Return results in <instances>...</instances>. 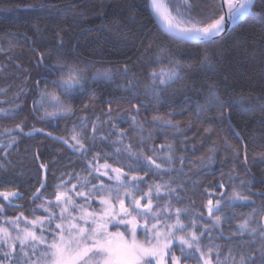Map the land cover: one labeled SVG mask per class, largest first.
<instances>
[{
  "label": "snow or ice",
  "instance_id": "6c2138e0",
  "mask_svg": "<svg viewBox=\"0 0 264 264\" xmlns=\"http://www.w3.org/2000/svg\"><path fill=\"white\" fill-rule=\"evenodd\" d=\"M20 7L4 11H19ZM23 7L42 9L44 5L28 4ZM257 7L259 11H255ZM146 8L149 20L169 39L205 45L199 64L202 70L208 72L216 71L208 46L217 43L222 34L246 17L264 16V0H146ZM206 20L210 22L205 23ZM7 35L16 37L19 33L9 32ZM24 38L27 39V36ZM17 42L9 40V45ZM60 44L62 47L63 41ZM152 47L150 42L145 51H151ZM5 51L0 46V53ZM65 57L66 54H62L55 64L48 65L47 73L34 85L38 96L33 98L31 112L38 121L71 119L76 109L66 103V99L88 91V62L82 64L79 60L69 61ZM44 58L41 54V65ZM129 63L126 61L122 68L128 77L123 88L136 97L138 103L139 96L143 95L148 101L160 104L164 91L182 79L181 72L185 68L182 62L173 58L166 46H157L155 56L149 57L148 63L159 67L148 71V82L141 93L137 90L139 81ZM2 68L0 66V70ZM48 75L55 78L49 81ZM113 77L111 69H97L91 74L93 82H111ZM206 87L207 97L204 104H197L195 115L199 118L200 113L219 107L223 118L225 102L217 85L210 83ZM7 91V87L0 88V95ZM22 95H27L24 88L15 93L13 100H19ZM244 99L241 97L239 102ZM94 100L95 95L92 94L90 102ZM6 103L8 101L0 100V104ZM111 103L109 100L108 104ZM88 107V103L84 104L83 111H87ZM141 107L144 105H134L132 110H124L127 116L115 118L120 123L130 121L129 131L136 133L131 137L126 130H116L118 124L112 122L111 107L104 113L108 119L103 121L99 115L95 119L79 116L70 129L66 125V136L36 127L25 132L24 121L12 127L0 126V171H5L12 163L10 154L18 151L21 137L37 134L61 144L76 158L63 165L73 170L56 177L52 193L44 192L49 187L47 172L50 164L39 165L44 175L39 187L28 198L29 204L35 205L29 209L31 218L24 212L13 217L6 216L8 208L24 207L14 203L23 199V193L15 189L0 190V197L6 202L0 203V264H186L193 259L196 264H264V191L252 192L250 180H240L238 185L235 184L238 177L233 174V169V173L221 174L218 185L213 182L200 194L201 197H209L201 205L207 215L197 209L195 201L184 207L174 206L173 202L176 205L184 203L189 191L195 195L194 189L202 183L193 181L191 189L185 187L189 180L184 172V162L199 164L201 170L210 168L215 162L218 146L213 142L209 147L210 155L189 160L186 155L178 156L175 145L167 140L159 146L155 145L156 128L174 129L173 135H181V125L160 115H154L150 121L138 119ZM22 110L23 103L0 107V120H15ZM146 123L154 127L145 134ZM109 124L111 128L105 134L104 129ZM204 131L205 135H210L212 129ZM164 134L167 136V133ZM111 136L115 139L110 140ZM187 139L185 137L181 144L187 145ZM98 142L112 150L104 151L98 147ZM225 147L232 152L233 158H239V146L233 147L225 141ZM93 149L98 150L93 152ZM181 150L194 152L196 146ZM246 153L245 148V163ZM39 155L38 152L37 159ZM110 160L118 166L109 163ZM51 163H57V159L54 157ZM77 163L82 165L79 171L74 167ZM57 170L53 169V175ZM189 172L193 169L190 168ZM225 175L230 181L227 186L232 191L230 194L222 191L216 196L210 189H225ZM150 176L160 179L150 181ZM165 176L168 178L164 179ZM178 176L185 179H177ZM252 197L261 198L258 206ZM237 203L253 207L246 214L233 213L229 216L227 212L222 213V209L231 210ZM37 212L42 214L36 215ZM232 220L238 221L235 231L225 236L223 225ZM219 240H239L240 243L220 244Z\"/></svg>",
  "mask_w": 264,
  "mask_h": 264
},
{
  "label": "trees",
  "instance_id": "16d2710c",
  "mask_svg": "<svg viewBox=\"0 0 264 264\" xmlns=\"http://www.w3.org/2000/svg\"><path fill=\"white\" fill-rule=\"evenodd\" d=\"M28 4H43L44 8L23 7ZM17 6H21L19 11H4ZM259 10V7L255 9V11ZM208 22L210 21H205ZM9 32L19 35L10 37L7 35ZM25 35L27 39L24 38ZM9 40L18 42L10 46ZM61 41H63L62 47ZM150 42L153 47L151 51L146 52L145 49ZM159 45L166 46L173 54V58L185 65L181 72L182 79L164 91L160 104L148 101L143 95L139 96L138 103V99L123 88L128 82V77L125 76L122 68L126 61H130L129 67L139 81L137 90L142 93L144 85L148 82V71L153 67H159L148 63L149 57L155 56ZM0 46L6 50L0 53V66H3L0 70V88H8L6 93L0 95V100H6L8 103L0 104V107L7 108L15 103H23V110L17 118L0 120V126L12 127L24 121L25 132L36 127L44 129L45 132L66 136L68 135L65 131L66 125L70 129L72 122L79 116L95 119V116L99 115L103 121L108 119L104 113L111 107L112 122L118 124L116 130H126L131 137L136 133L129 131L130 121L120 123L115 118L120 115L127 116L124 110H132L134 105L143 104L138 119L150 121L154 115H160L181 125V135H173L174 129L156 128L155 145L159 146L167 140L175 145L178 156L186 155L189 160H198L202 156L210 155L209 147L213 142L218 146L215 162L210 168L201 170L199 164L184 162V172L189 180L185 187L191 189L193 181L202 183L194 189L195 195L189 191L185 202L179 205L173 202L174 206L184 207L189 202L195 201L197 209L207 215L201 205L206 203L209 197L207 195L201 197L200 194L213 182L218 185L221 182V174L233 173V169V174L238 177L234 181L235 184L238 185L240 180H250L252 192L264 191V16L246 17L222 35L217 43L208 46L216 68L215 72L200 68L199 62L205 45L171 40L156 28L148 18L146 0H0ZM41 54L45 57L42 65L39 63ZM62 54H66L65 58L69 61L79 60L82 64L88 62V91L83 95L66 99V103L76 109V114L71 119L41 122L31 112L33 98L38 96L34 85L47 73V66L55 64ZM164 64H167V60ZM97 69H111L114 73L113 80L93 82L91 74ZM54 78L48 75L49 81ZM210 83L217 85L219 94L225 102L223 118L220 116L219 107L200 113L199 118L195 115L197 104L202 105L205 102L206 86ZM43 87L44 83L41 81V88ZM21 88L27 91V95H22L19 100H13V96ZM49 88H51L50 84ZM92 94L95 95V100L90 102ZM241 97L245 98L242 103L239 102ZM109 100L112 101L111 105L108 104ZM86 103L89 107L87 111H83V105ZM56 122L59 126L54 125ZM153 127L146 123L145 134L153 130ZM90 128L91 121H89ZM110 128L111 124L107 125L104 133L107 134ZM206 128L212 129L210 135H205ZM164 133H167V136ZM185 137L188 138L187 145L181 144ZM109 139L114 140L115 136ZM225 141L233 147L239 146L238 159L233 158L232 152L225 147ZM193 145L196 146L194 152L181 150L183 147ZM98 147L103 148L104 151L112 150L99 142ZM245 148L247 163H245ZM97 150L93 149V152ZM38 152L40 155L37 159ZM54 157L57 159L55 164L51 163ZM10 159L12 163L5 171H0V190L15 189L23 193V199L14 203L22 204L24 207L8 208L6 216L13 217L24 212L31 218L29 209L35 205L29 204L28 198L39 187V181L44 175L39 165L50 164L47 172L49 187L44 192L52 193L55 191L56 177L62 172L73 170L63 165L76 158L71 156L61 144L37 134L34 137H21L18 151L14 150L10 154ZM109 163L115 165L114 160H110ZM178 166L179 161H177ZM74 167L79 171L82 165L77 163ZM190 168L193 172H189ZM53 169H58L54 175ZM176 178L185 179L184 176ZM153 179L160 178L149 177L150 181ZM223 182L226 185L225 189L219 187L210 189L216 196L222 191L226 194L231 193L232 188L227 186L230 183L227 175ZM252 199L256 201L257 206L260 204V197H252ZM0 203H6L2 197ZM36 203L39 204L40 201ZM252 207L251 204L237 203L231 210L222 209V213L227 212L229 216L233 213L246 214ZM41 214V212L36 213V215ZM237 222L232 220L223 225L225 236L235 231ZM247 239L245 236L244 240ZM217 242L240 243L239 240ZM238 255L239 253L237 257ZM186 264H196V261L189 260Z\"/></svg>",
  "mask_w": 264,
  "mask_h": 264
},
{
  "label": "water",
  "instance_id": "95a60500",
  "mask_svg": "<svg viewBox=\"0 0 264 264\" xmlns=\"http://www.w3.org/2000/svg\"><path fill=\"white\" fill-rule=\"evenodd\" d=\"M232 27H233V26H231L230 29H231ZM230 29H229V30H230ZM229 30H228V31H229ZM228 31H226V33H227ZM224 34H225V33H224ZM224 34H222V35H224Z\"/></svg>",
  "mask_w": 264,
  "mask_h": 264
},
{
  "label": "flooded vegetation",
  "instance_id": "af4514ba",
  "mask_svg": "<svg viewBox=\"0 0 264 264\" xmlns=\"http://www.w3.org/2000/svg\"><path fill=\"white\" fill-rule=\"evenodd\" d=\"M54 125L56 126V125H58L59 126V124L56 122V123H54Z\"/></svg>",
  "mask_w": 264,
  "mask_h": 264
}]
</instances>
